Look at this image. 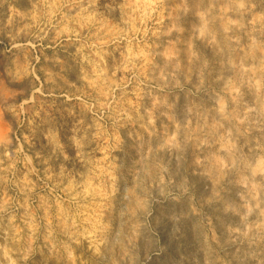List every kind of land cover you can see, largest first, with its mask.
<instances>
[{"label":"rangeland","instance_id":"rangeland-1","mask_svg":"<svg viewBox=\"0 0 264 264\" xmlns=\"http://www.w3.org/2000/svg\"><path fill=\"white\" fill-rule=\"evenodd\" d=\"M0 264H264V0H0Z\"/></svg>","mask_w":264,"mask_h":264}]
</instances>
